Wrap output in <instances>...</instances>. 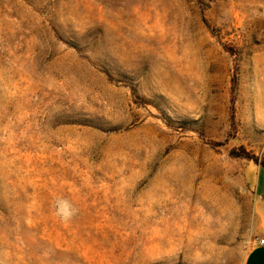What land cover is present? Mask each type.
Here are the masks:
<instances>
[{
    "label": "rangeland",
    "instance_id": "1",
    "mask_svg": "<svg viewBox=\"0 0 264 264\" xmlns=\"http://www.w3.org/2000/svg\"><path fill=\"white\" fill-rule=\"evenodd\" d=\"M263 193L264 0H0V264H244Z\"/></svg>",
    "mask_w": 264,
    "mask_h": 264
},
{
    "label": "clouds",
    "instance_id": "2",
    "mask_svg": "<svg viewBox=\"0 0 264 264\" xmlns=\"http://www.w3.org/2000/svg\"><path fill=\"white\" fill-rule=\"evenodd\" d=\"M54 207L55 215L59 217L62 222H69L78 214V209L72 202L63 197L56 199Z\"/></svg>",
    "mask_w": 264,
    "mask_h": 264
},
{
    "label": "crops",
    "instance_id": "3",
    "mask_svg": "<svg viewBox=\"0 0 264 264\" xmlns=\"http://www.w3.org/2000/svg\"><path fill=\"white\" fill-rule=\"evenodd\" d=\"M264 194V193H263ZM258 238H264V226ZM255 238L246 254L244 264H264V244H258Z\"/></svg>",
    "mask_w": 264,
    "mask_h": 264
},
{
    "label": "built area",
    "instance_id": "4",
    "mask_svg": "<svg viewBox=\"0 0 264 264\" xmlns=\"http://www.w3.org/2000/svg\"><path fill=\"white\" fill-rule=\"evenodd\" d=\"M256 241L258 244H264V238H257Z\"/></svg>",
    "mask_w": 264,
    "mask_h": 264
}]
</instances>
